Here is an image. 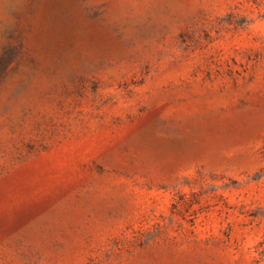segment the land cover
Instances as JSON below:
<instances>
[{
	"label": "rangeland",
	"instance_id": "374dc122",
	"mask_svg": "<svg viewBox=\"0 0 264 264\" xmlns=\"http://www.w3.org/2000/svg\"><path fill=\"white\" fill-rule=\"evenodd\" d=\"M0 264H264V0H0Z\"/></svg>",
	"mask_w": 264,
	"mask_h": 264
}]
</instances>
